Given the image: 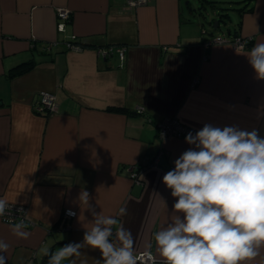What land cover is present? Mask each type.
Instances as JSON below:
<instances>
[{
  "label": "crops",
  "instance_id": "1",
  "mask_svg": "<svg viewBox=\"0 0 264 264\" xmlns=\"http://www.w3.org/2000/svg\"><path fill=\"white\" fill-rule=\"evenodd\" d=\"M185 5L184 0L135 7L127 0H0V198L24 205L35 223L24 229L25 239L0 220V240L9 245L6 264L46 263L45 249L50 254L81 242L93 219L78 200L82 190L97 212L131 230L135 253L149 245L155 252L154 233L165 226L177 198L162 182L166 169L143 167L140 184L129 169L159 150L166 152L164 166L174 167L192 147L185 139L158 138L156 126L164 118H177L194 134L210 123L256 129L264 138V79L246 56L264 43V0L239 1L234 28L226 35L193 23L190 16L201 15L200 9ZM59 8L70 14L62 31ZM217 36L252 41L244 50L202 44ZM72 37L79 50L66 49ZM52 42L56 45L46 50ZM106 46L125 47L124 60L117 53L100 58L97 51ZM28 60L35 62L31 70L8 78L12 67ZM41 92L55 95L57 106L49 115L34 112ZM137 107L143 112L136 113ZM121 207L126 215L118 214ZM65 209L76 215L63 219ZM81 251L61 264L102 259L99 249ZM243 264H264V248Z\"/></svg>",
  "mask_w": 264,
  "mask_h": 264
},
{
  "label": "clouds",
  "instance_id": "2",
  "mask_svg": "<svg viewBox=\"0 0 264 264\" xmlns=\"http://www.w3.org/2000/svg\"><path fill=\"white\" fill-rule=\"evenodd\" d=\"M246 56L257 78L264 79V43H257ZM185 141L192 147L163 176L177 199L165 226L154 233L155 252L149 245L136 254L131 230L115 216L97 212L89 192L82 190L78 200L93 217L91 228L81 242L50 254L45 249L48 264L79 257L85 247L100 250L102 259L95 264H157V255L163 264H243L258 257L264 248V138L256 129L206 123L194 135L189 132ZM7 207L0 198V216ZM118 214L126 215L127 209L121 207ZM27 227L21 220L12 231L26 239ZM8 248L0 240V264H6Z\"/></svg>",
  "mask_w": 264,
  "mask_h": 264
},
{
  "label": "built area",
  "instance_id": "3",
  "mask_svg": "<svg viewBox=\"0 0 264 264\" xmlns=\"http://www.w3.org/2000/svg\"><path fill=\"white\" fill-rule=\"evenodd\" d=\"M149 0H127V5L130 7H135L139 5L146 4ZM70 18V14L65 9H57L56 11V19H57V29L58 31L63 30V25L65 22H67ZM204 32V31H203ZM252 41L251 37H241V36H235L231 39L225 37V36H217L213 37L209 40L203 41V45H211V44H221V43H227L229 44L233 49L235 50H244L246 49ZM56 43H47L46 44V50H49L52 46H55ZM64 45L66 49L68 50H79L81 48V45L76 41L75 37L70 38L66 42H64ZM113 53H117L121 60H124L125 55V47L123 46H106L101 47L98 49L97 54L100 56V58L104 59ZM56 98L55 95L51 92H41L39 94V99L37 103L34 105V112L40 115H49L56 109ZM143 108L137 107L136 113H142ZM157 135L160 140H167L170 138H178V139H185L186 135L189 132H192L194 135V130L185 124H183L181 121H179L177 118H164L161 121L158 122L157 126ZM166 152L159 150L156 155L153 157H149L145 160V162H149L148 166L153 167H159L166 169V172L172 170L174 167H166L162 166L163 162L162 159L164 158ZM143 168H140L139 166H132L130 167V178L137 184H140V180L138 179V175L141 172ZM70 212H75L72 209H65L62 213L63 219L73 218V215H70ZM0 220L9 223V224H16L20 222L21 220L24 221L25 224H27V228L33 227L35 223L31 221L28 218L27 215V209L24 205H18V204H11L8 203V207L5 210V215L0 216ZM142 253V252H140ZM139 254V253H136ZM27 264H36L33 262V260H29ZM42 264H48V263H42ZM157 264H163V259L157 258Z\"/></svg>",
  "mask_w": 264,
  "mask_h": 264
},
{
  "label": "rangeland",
  "instance_id": "4",
  "mask_svg": "<svg viewBox=\"0 0 264 264\" xmlns=\"http://www.w3.org/2000/svg\"><path fill=\"white\" fill-rule=\"evenodd\" d=\"M208 2H202L200 0H184V5L189 8L200 9L201 15L195 14L190 16L193 23H201L214 35H226L227 30H232L237 20L236 11L234 10L241 0H207ZM190 6V7H189ZM189 7V8H188ZM227 13L229 19L226 21L220 20L218 14ZM215 19L219 20L218 28H213L211 22Z\"/></svg>",
  "mask_w": 264,
  "mask_h": 264
},
{
  "label": "trees",
  "instance_id": "5",
  "mask_svg": "<svg viewBox=\"0 0 264 264\" xmlns=\"http://www.w3.org/2000/svg\"><path fill=\"white\" fill-rule=\"evenodd\" d=\"M202 2H208L207 0H200ZM220 20H224L226 21L227 18H228V14L227 13H220L218 14ZM217 21L219 22V20L217 19ZM35 66V62L33 60H28L26 62H22V63H19L17 64L16 66L12 67L10 70H9V73H8V78H13L15 76H18V75H21L29 70H31L33 67ZM111 110H115V111H121V110H124L122 108H110ZM149 162H145L142 166H139L140 168H143V167H146L148 166ZM162 166H164V164H162ZM47 260L46 263H48V260H49V256L46 255V258Z\"/></svg>",
  "mask_w": 264,
  "mask_h": 264
},
{
  "label": "water",
  "instance_id": "6",
  "mask_svg": "<svg viewBox=\"0 0 264 264\" xmlns=\"http://www.w3.org/2000/svg\"><path fill=\"white\" fill-rule=\"evenodd\" d=\"M218 23H219V22L217 21V19H215V20L213 21V28L216 27V26H218Z\"/></svg>",
  "mask_w": 264,
  "mask_h": 264
}]
</instances>
